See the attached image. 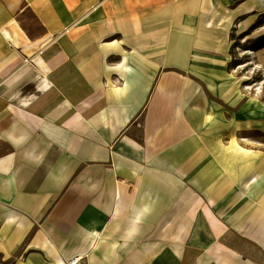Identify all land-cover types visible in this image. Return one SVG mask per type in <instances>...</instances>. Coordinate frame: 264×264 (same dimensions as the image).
Masks as SVG:
<instances>
[{"label": "crops", "instance_id": "0c3cea01", "mask_svg": "<svg viewBox=\"0 0 264 264\" xmlns=\"http://www.w3.org/2000/svg\"><path fill=\"white\" fill-rule=\"evenodd\" d=\"M255 6L0 0L1 262L264 264Z\"/></svg>", "mask_w": 264, "mask_h": 264}, {"label": "rangeland", "instance_id": "374dc122", "mask_svg": "<svg viewBox=\"0 0 264 264\" xmlns=\"http://www.w3.org/2000/svg\"><path fill=\"white\" fill-rule=\"evenodd\" d=\"M255 19L253 32L247 42L241 37L236 38L235 34L232 36L233 53L232 57V71L239 77L241 105L243 100L255 101L260 107V112L264 111V2L256 0L255 11L252 14ZM235 33V32H234ZM251 51L253 54L249 55L247 52ZM262 92L261 94L259 92ZM255 99V100H254ZM241 108V107H240ZM255 125H251L250 132H245L246 128L240 130L239 141L241 144L250 143V147H244L251 152L255 151L257 157H264V120ZM242 140H247L246 142ZM245 149L241 151H244ZM247 151V150H245ZM246 153V152H245ZM0 264H14L3 263Z\"/></svg>", "mask_w": 264, "mask_h": 264}, {"label": "bare ground", "instance_id": "6f19581e", "mask_svg": "<svg viewBox=\"0 0 264 264\" xmlns=\"http://www.w3.org/2000/svg\"><path fill=\"white\" fill-rule=\"evenodd\" d=\"M247 54L252 55L253 53L251 51L247 52ZM260 94L262 93L261 91L259 92ZM242 141H247V140H242ZM263 166H257L255 169V172L251 175V180L249 181V184H247L248 188H251L252 185H256L259 183L260 178L263 176L264 171ZM78 263L77 260H72L69 264H76Z\"/></svg>", "mask_w": 264, "mask_h": 264}]
</instances>
